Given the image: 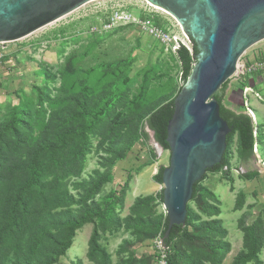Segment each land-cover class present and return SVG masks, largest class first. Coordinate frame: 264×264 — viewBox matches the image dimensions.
<instances>
[{"label": "rangeland", "instance_id": "374dc122", "mask_svg": "<svg viewBox=\"0 0 264 264\" xmlns=\"http://www.w3.org/2000/svg\"><path fill=\"white\" fill-rule=\"evenodd\" d=\"M144 1L93 0L22 40L0 44V138H7L11 164H22L28 149L42 140L54 138L59 126L58 116L75 110V98L88 102L92 116L84 123L92 126L95 133L91 152L80 174L66 178L64 186L77 202L87 198L88 206L102 207L107 199L124 193L122 203L115 207V216L121 226L100 232V244L110 254L112 264H126L132 258L137 264L157 263L153 243L160 238L145 240L124 222L129 217L160 219L167 215L159 199L164 187L156 183L154 177L160 167H169L170 152L163 150L158 158L150 138L146 146L134 143V139L141 128L138 118L179 94L181 68L176 52L166 51L136 27L119 26L103 34L93 30L101 29L117 6H125L138 16L148 4L153 7L148 9L162 20L163 27L171 28L173 35L182 38L185 46L192 47L174 18ZM263 59L264 41L241 57L239 71L230 81L226 99L227 106L239 112L245 99L256 113L254 122L258 133L255 136H263L254 149L257 170L253 172H257L259 178L252 182L241 179L242 161L234 139L230 150V175L208 173L201 184L203 199L217 206L220 214L210 216L198 204H189L197 216L195 224L216 220L226 231L224 241L230 245V252L222 264H232L236 255L243 251L240 219L247 225L259 220L264 241V80L256 81L254 88L261 99L254 93L244 95L245 88L249 87L245 85L246 78L257 75L264 79V73L248 72V66ZM14 113L25 122V129H20L25 148L19 153L16 141L9 134L6 136L4 130ZM95 170L110 178L99 190H93L91 185L90 176ZM240 193L246 196L245 205L236 210ZM148 198H151L148 204L134 210L138 200ZM82 208V205L71 207L77 215ZM98 226L87 225L77 231L71 249L58 264H93L87 258L88 244ZM185 247L189 254L194 251L199 260L210 264L205 260L206 252H201L199 247L192 244H185ZM260 257L264 264V249Z\"/></svg>", "mask_w": 264, "mask_h": 264}, {"label": "trees", "instance_id": "16d2710c", "mask_svg": "<svg viewBox=\"0 0 264 264\" xmlns=\"http://www.w3.org/2000/svg\"><path fill=\"white\" fill-rule=\"evenodd\" d=\"M155 23L158 27H163L162 20L156 19ZM191 44V49L180 45L175 53L181 68V88L191 74L198 53L196 46ZM246 79L248 81L245 85L251 88H256V81L264 80L257 75ZM230 81L221 87L214 98L220 106L221 118L227 122L232 132L227 137V149L222 162L207 171V174L220 173L225 177L230 175V150L234 139L238 157L242 162L253 158L255 145L263 139V136H255L258 127L244 109L243 102L240 112L227 106ZM75 99V110L58 116L59 126L55 130L54 138L42 140L28 149L22 164H11L7 155L10 148L7 138H0V264H58L71 249L76 232L92 224L99 226L95 227L89 239L87 258L93 264H112L110 254L100 244V232L121 226L120 220L115 216V207L122 203L124 193L107 199L102 207L88 206L87 198L77 202L64 186L66 178L79 175L82 171L86 156L91 152V139L95 136L93 127L84 123L92 116L88 102L81 98ZM174 100L175 98L161 104L145 117L138 118L141 128L135 135L134 143L146 146L148 132H152L159 146L164 151L170 150L166 139L167 127L174 114ZM20 129H25V122L19 119L18 113H14L4 130L6 136L9 134L16 141L17 153L25 148ZM152 156L156 158L153 152ZM165 169L160 167L154 177V181L160 185H163L162 175ZM207 174L194 185L190 203L194 202L203 207L210 216H218L219 208L203 199L201 184ZM240 177L244 181L252 182L259 178V174L252 172ZM90 178L93 190H99L110 180L98 170L93 171ZM159 199L163 203V190ZM245 199V194L238 195L236 210L244 207ZM149 201L151 198L138 200L133 206L134 210L145 206ZM189 204L185 227L173 226L167 238V215L160 219L129 217L124 223L129 228H135L145 240L159 237L167 251L168 264L205 263L197 258L199 255L194 251L189 254L185 244H192L199 247L201 252H206L205 260L210 264H222L230 252V245L224 241L226 231L216 220L195 224L197 216ZM74 205H82L80 214H75L71 209ZM239 227L244 234L243 251L236 255L232 264H263L260 257L264 249L262 223L256 220L247 225L240 219ZM200 232L203 234H199ZM125 263L137 264L134 258Z\"/></svg>", "mask_w": 264, "mask_h": 264}, {"label": "water", "instance_id": "95a60500", "mask_svg": "<svg viewBox=\"0 0 264 264\" xmlns=\"http://www.w3.org/2000/svg\"><path fill=\"white\" fill-rule=\"evenodd\" d=\"M92 1L0 0V44L22 40ZM145 1L174 18L198 52L167 127L169 167L162 175L167 238L173 226L185 227L194 185L222 162L232 129L214 96L237 74L246 51L264 41V0ZM148 133L159 158L163 149ZM256 170L254 156L241 162V174Z\"/></svg>", "mask_w": 264, "mask_h": 264}, {"label": "built area", "instance_id": "2783aa9c", "mask_svg": "<svg viewBox=\"0 0 264 264\" xmlns=\"http://www.w3.org/2000/svg\"><path fill=\"white\" fill-rule=\"evenodd\" d=\"M147 6L148 8H153L148 4ZM148 8L142 9L143 11H140V14L138 16H135L133 13L129 12L125 6H117L110 12L108 22L104 24L101 29L95 28L93 32L103 34L113 31L119 26L131 25L133 27H136L138 31L147 35L152 40L160 43L161 46L165 47L166 51L171 50L173 52H176L180 48V45H185L182 38L173 35V32H171V28H169L168 26L161 28L158 27L155 21L156 19L160 18L157 17V15H154V13ZM248 72L250 74L256 72L264 73V59L259 63H253L248 66ZM251 93H254L257 99H261L259 94L254 92V88L246 87L244 95L248 96ZM245 101L246 100L244 99V107L246 108L247 113L251 116L254 122V111L249 108L250 104L246 103ZM153 250L157 254L156 264H168L167 251L162 248L159 239L154 241Z\"/></svg>", "mask_w": 264, "mask_h": 264}, {"label": "bare ground", "instance_id": "6f19581e", "mask_svg": "<svg viewBox=\"0 0 264 264\" xmlns=\"http://www.w3.org/2000/svg\"><path fill=\"white\" fill-rule=\"evenodd\" d=\"M145 2H147V1H145ZM147 3H148V2H147ZM149 4H150V3H149ZM150 5H152V4H150ZM152 6H153V5H152ZM154 7H155V6H154ZM156 9H157V10H160V9H158L157 7H156Z\"/></svg>", "mask_w": 264, "mask_h": 264}, {"label": "crops", "instance_id": "0c3cea01", "mask_svg": "<svg viewBox=\"0 0 264 264\" xmlns=\"http://www.w3.org/2000/svg\"><path fill=\"white\" fill-rule=\"evenodd\" d=\"M259 108V107H258ZM256 114V113H255Z\"/></svg>", "mask_w": 264, "mask_h": 264}]
</instances>
